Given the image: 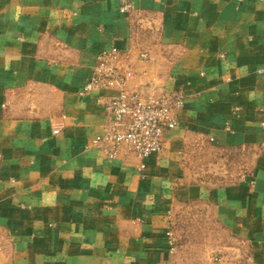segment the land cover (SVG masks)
<instances>
[{
  "label": "crops",
  "instance_id": "crops-1",
  "mask_svg": "<svg viewBox=\"0 0 264 264\" xmlns=\"http://www.w3.org/2000/svg\"><path fill=\"white\" fill-rule=\"evenodd\" d=\"M128 1L0 0V264H264V0ZM113 47L128 92L184 95L142 171L92 145Z\"/></svg>",
  "mask_w": 264,
  "mask_h": 264
},
{
  "label": "built area",
  "instance_id": "built-area-1",
  "mask_svg": "<svg viewBox=\"0 0 264 264\" xmlns=\"http://www.w3.org/2000/svg\"><path fill=\"white\" fill-rule=\"evenodd\" d=\"M130 10V2L122 0L119 12L127 15ZM138 58L146 60L147 54L139 53ZM131 63L128 53L114 47L100 52L83 92L116 91V96L97 102L107 115V124L104 134L95 138L92 145L110 161L123 154L133 155L140 161L139 170L142 171L144 161L163 150L166 132L177 126L176 112L183 107L184 95L175 92L144 97L138 92H128L126 85L133 77ZM169 245L172 247L171 242Z\"/></svg>",
  "mask_w": 264,
  "mask_h": 264
},
{
  "label": "rangeland",
  "instance_id": "rangeland-1",
  "mask_svg": "<svg viewBox=\"0 0 264 264\" xmlns=\"http://www.w3.org/2000/svg\"><path fill=\"white\" fill-rule=\"evenodd\" d=\"M246 170L247 169H245V167H242L241 169H240V171H241V175L243 174V173H245L246 172ZM195 212L196 211H198V212H201V208H197V209H195L194 210ZM190 214H191V212H190ZM182 221H184V222H182V223H180V226H179V228H175V227H173L172 229L170 228L169 229V232L168 233H170V237H169V239L171 240L172 238H175L176 239V243H177V241L179 242V241H184L185 239H187L188 238V240L189 239H193L194 241H198V240H200L201 239V237L203 238V234H202V231L201 230H198V229H194V226H196V224L198 225L199 224V222H195L194 223V221H193V219L190 217V215H189V218L187 219V221H186V219L184 218ZM186 221V222H185ZM196 228V227H195ZM177 233V234H176ZM168 235V234H167ZM210 235H211V233H210ZM212 242H211V240L209 241V245H210V248L208 249L209 250V253H210V258H211V255H212V252H211V244ZM199 248V250H201L200 248L201 247H198ZM199 250L197 251V252H199Z\"/></svg>",
  "mask_w": 264,
  "mask_h": 264
}]
</instances>
